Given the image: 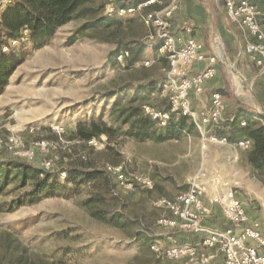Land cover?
<instances>
[{
    "label": "rangeland",
    "instance_id": "374dc122",
    "mask_svg": "<svg viewBox=\"0 0 264 264\" xmlns=\"http://www.w3.org/2000/svg\"><path fill=\"white\" fill-rule=\"evenodd\" d=\"M123 2L84 4L46 45L32 48L0 94V264H185L161 260L150 245L195 238L156 221L171 215L160 201L185 192L189 177L203 166L231 180L251 218L264 221V172L250 164V150L203 139L189 119L179 128L182 116L176 113L168 126L151 128L161 139L142 136L135 118L125 122L127 106L167 110L170 102L161 88L168 63L145 43L148 29L141 17H105L107 4ZM182 2L177 25L195 26L192 16L204 5L215 22L209 39L217 38L222 48L214 81L193 96L194 108L208 105L218 89L225 111L240 106L256 117L264 114V77L240 55L243 35L223 4ZM123 49H130L132 58L119 62ZM93 121L99 130L106 123L110 134L74 137L80 124ZM235 154L239 159L233 161ZM24 161L33 167L14 166ZM44 161L51 162L49 169ZM119 164L129 177L140 173L153 186L118 185L108 168ZM37 168L50 173L46 191H34Z\"/></svg>",
    "mask_w": 264,
    "mask_h": 264
},
{
    "label": "built area",
    "instance_id": "2783aa9c",
    "mask_svg": "<svg viewBox=\"0 0 264 264\" xmlns=\"http://www.w3.org/2000/svg\"><path fill=\"white\" fill-rule=\"evenodd\" d=\"M16 0H0V15ZM228 20L234 24L245 38L240 55H244L259 67V75H264V28L259 19L264 12L256 0H223ZM181 10V0H144L135 5L105 6L107 17H128L139 15L148 29L145 43L153 46L167 59L163 69L162 92L168 96L170 107L167 110L144 105L143 113L153 120L156 126L166 127L172 123L173 115L187 116L202 135L216 144L251 149L252 140L244 137L230 141L226 136L214 131L223 123L226 109L224 94L219 90L211 93L209 104L201 110L194 108L193 96H200L209 80L214 79L221 57V44L215 38L210 48L198 40L193 24L184 22L177 25ZM1 21V17H0ZM24 35L28 29L23 30ZM19 40L12 41V45ZM8 51V46H2ZM131 56L130 49L117 53V60L124 62ZM147 65L149 61H145ZM245 126L247 120H240ZM16 141L10 142L12 148ZM46 150L47 143L39 142ZM33 157V154H28ZM51 167L50 161L42 163ZM46 172L45 169H42ZM118 185L133 189L136 185L152 187L153 181L140 173L129 177L123 165L108 168ZM65 177L66 172L62 173ZM43 176V173L41 174ZM190 185L185 192L174 199L163 198L162 203L170 216L157 219V224L179 232L190 233L194 239L183 244L162 245L155 240L151 243L153 252L163 261H178L185 264H264V221L252 219L245 204L237 194L233 182L215 169L202 167L190 177ZM218 207L229 224L218 227L206 221Z\"/></svg>",
    "mask_w": 264,
    "mask_h": 264
},
{
    "label": "trees",
    "instance_id": "16d2710c",
    "mask_svg": "<svg viewBox=\"0 0 264 264\" xmlns=\"http://www.w3.org/2000/svg\"><path fill=\"white\" fill-rule=\"evenodd\" d=\"M93 1L95 0H16L12 5L8 6L0 15V94L10 84V78L32 48L46 45L57 33L56 31L59 27L64 26L67 22L74 19L77 12L84 4ZM142 1L144 0H125L121 5L131 6ZM220 2L225 9L224 1L220 0ZM105 17L112 20L118 18H109L106 15ZM24 29H28L27 35H24ZM15 39L19 40V45L15 44V46H13L12 41ZM244 39L245 38H243V40ZM26 42H29L31 47H27ZM244 42L245 41L242 42L243 45ZM3 45L8 46V51L2 50ZM230 51L232 50L230 49ZM131 58L132 56L129 57V59ZM164 62H167V59H164ZM249 62L257 70L259 75V67L251 60H249ZM259 76L264 77V75ZM124 111H128L129 113L124 116L125 122L128 123L135 118L133 124L141 128L142 136L149 138L155 137L158 139L162 138L156 131L151 130L155 124L152 119L143 113V106H127ZM254 113L255 112H250L240 106H236L233 112L226 111L223 123L215 130V134L217 136H226L232 142L244 137L251 139L253 145L248 154V160L255 169L264 172V114H259L258 117H256ZM242 118L248 121L247 125H240L239 122ZM257 118H260L261 122L257 121ZM187 119V116L181 117L179 120V128L184 127ZM102 124H104L105 127L101 130H99V124L96 121H93L89 125L85 123L80 124L76 130V136L74 135V137L90 140L101 133L109 135L111 129L106 123ZM14 166L18 169L33 167L25 161L18 162L14 164ZM65 172L68 173L66 169ZM42 173L43 176L41 175ZM37 176V184L34 191L48 190L50 173L37 168ZM46 194L49 195L50 193ZM212 211L213 214L206 221L208 224L220 228L229 226L224 219L222 211H220L218 207H213Z\"/></svg>",
    "mask_w": 264,
    "mask_h": 264
},
{
    "label": "crops",
    "instance_id": "0c3cea01",
    "mask_svg": "<svg viewBox=\"0 0 264 264\" xmlns=\"http://www.w3.org/2000/svg\"><path fill=\"white\" fill-rule=\"evenodd\" d=\"M187 0H183V2L182 3H184V2H186ZM257 1V3H258V5H259V7L261 8V10H263V12H264V0H256ZM191 3H192V0H190V3L188 4V5H186V6H188V7H190L191 6ZM185 6V7H186ZM193 6V5H192ZM195 6H198V4L197 5H195ZM194 6V7H195ZM199 7V6H198ZM195 12H196V16H192V18H193V20H194V27H195V33H194V35L196 36V38L199 40H202L204 43H205V45H207L206 43L207 42H210V46H211V44L214 42V39H213V41H212V39L210 40L209 38L211 37V35L210 34H212L214 31L212 30V26H213V24L215 23L214 22V19H213V16L210 14V13H208L207 11H205V9H204V5H203V7L201 6L200 7V9L199 10H195ZM184 17V16H183ZM259 23H260V25L264 28V14H263V16L262 17H260V19H259ZM217 24V23H216ZM236 27V26H235ZM229 31L227 30V33H228ZM242 34V33H241ZM236 38H237V36H236ZM244 38V37H243ZM243 41H245V39L243 40ZM209 45H207V47L208 48H210L209 47ZM242 48V47H241ZM211 81H214V79H212V80H209L207 83H206V85H205V87L211 82ZM218 90V89H217ZM216 90V91H217ZM228 146H231V145H228ZM231 147H233L234 149L236 148L237 150L238 149H241V150H245V151H248V149H242V148H240V147H237L236 145L235 146H231ZM250 150V149H249ZM233 161H235V160H238L239 159V155L237 154H235L234 156H233ZM238 171V172H237ZM238 173H239V169H237L236 170V177H238V179L241 181V179H240V177H239V175H238ZM236 179V178H235ZM263 193H264V191H263ZM256 198H259L258 196L256 197ZM250 214V213H249ZM252 215H253V213H252ZM253 218H257V217H253ZM262 218V217H261ZM258 219V218H257ZM260 220H263V219H260Z\"/></svg>",
    "mask_w": 264,
    "mask_h": 264
},
{
    "label": "bare ground",
    "instance_id": "6f19581e",
    "mask_svg": "<svg viewBox=\"0 0 264 264\" xmlns=\"http://www.w3.org/2000/svg\"><path fill=\"white\" fill-rule=\"evenodd\" d=\"M232 71H234V72L236 73V70H235L234 68H232ZM236 75H239V74L236 73L235 76H236ZM239 76H240V75H239Z\"/></svg>",
    "mask_w": 264,
    "mask_h": 264
}]
</instances>
